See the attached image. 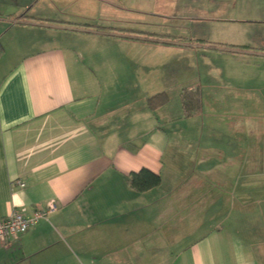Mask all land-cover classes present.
Returning a JSON list of instances; mask_svg holds the SVG:
<instances>
[{
	"label": "crops",
	"instance_id": "0c3cea01",
	"mask_svg": "<svg viewBox=\"0 0 264 264\" xmlns=\"http://www.w3.org/2000/svg\"><path fill=\"white\" fill-rule=\"evenodd\" d=\"M64 1L75 0H0V217L30 215L50 201L57 206L17 241L0 242V264H264V220L246 216L259 209H225L222 188H208L203 170L216 157L215 180L228 179L222 169L234 158L223 150L243 147L220 141L227 128L219 123L208 126L213 141L202 138L200 117L221 105L209 64L250 42L197 39L203 43L194 46L124 29L125 19L104 30L55 13ZM79 1L100 5L108 19L152 14L212 23L250 19L235 15L239 5L255 2ZM196 49L201 67L190 77L188 51ZM193 86L200 87L201 111L183 118L180 92ZM159 92L167 103L149 109L147 99ZM166 160L178 170L164 178ZM143 168L161 182L138 192L124 176ZM254 172L244 182L264 179V170ZM17 180L24 186L11 184ZM246 189L242 197L251 196ZM209 205L222 213L213 225Z\"/></svg>",
	"mask_w": 264,
	"mask_h": 264
},
{
	"label": "rangeland",
	"instance_id": "374dc122",
	"mask_svg": "<svg viewBox=\"0 0 264 264\" xmlns=\"http://www.w3.org/2000/svg\"><path fill=\"white\" fill-rule=\"evenodd\" d=\"M106 7L115 8L113 5ZM143 8L146 9L148 7L144 6ZM53 9L55 13L56 9L57 11L58 9L64 10L69 13L67 14L69 17L77 21L93 24L95 27L104 30L111 29L108 27L103 28L106 25H118L112 19H125L127 22H119L124 29L140 28L153 32L156 35L160 34V37L163 36L175 40L180 39L194 46H196V42L203 43L197 39L211 41H223L222 39H225V41H229L230 39L248 40L250 42L249 45H251L250 47L242 46L244 50L239 47L234 48L236 51L241 50L240 52H222L218 60L219 62H216L215 59H213L214 61L211 60L209 64L211 68L209 76L217 78L220 83L218 86V100L221 105H217L218 107L214 108V111L208 110L209 114L206 112L205 115L208 118L200 117L202 126H207L202 133L203 140L211 142L216 138V133H211L208 126L219 123L227 128L219 132L218 137L220 141L230 144L240 143L243 147L241 149L223 150L224 153L234 158L232 163H226L227 165L222 169V172L230 174L228 179L218 180V182L215 180V175H219V166L216 169L214 166H211V163L218 159L216 157H212L208 164H204L203 170L208 168L206 177L208 188H214L213 185L219 186V189L222 188V191H219V193L225 194L222 197L225 200V209L230 205H236V203L238 206L240 203L242 205L244 203L245 206L251 209H259L256 215L248 213L246 216L251 217V219L258 216L261 220H264V179L252 177L251 175L250 181L244 182V178L248 176V172L255 173L254 170H264V20H261L264 17V0H255L253 3L250 2L238 6L239 10H237L235 17H251L250 19L216 23L206 21L183 22L160 18L152 14H138L140 15L138 17L124 16L108 19L106 11H102L100 5L91 6L79 0L58 2V4L53 6ZM34 36H37V34L34 33ZM207 46L216 48V46L222 47L224 44L207 43ZM226 47L231 48V45H227ZM246 51L252 52L249 54ZM188 53H192L193 59L190 66L194 68V71L191 72L190 77H194L196 70L201 67L199 65L200 60L195 56L200 55L202 52L196 49L188 51ZM200 58L202 59V56ZM183 73L181 72L180 75L182 76ZM208 89L210 90V87ZM219 102L217 101L216 103L219 104ZM194 122L200 123V121ZM234 127H238L239 129L233 131ZM249 128L252 132L248 131ZM246 158L250 159V163L247 164L245 162ZM166 161L163 167L164 178L171 171L176 173L178 170V164L172 165ZM231 173L236 178H233ZM171 184L172 179L165 180L161 188L165 189L167 185ZM242 185H246V187H242ZM245 188L250 189L249 194L251 196H241ZM213 208L214 206L209 205V225L217 223L219 217H222V213L218 211L213 212ZM224 215L226 219H228V216L231 217L230 213H224ZM194 232L193 228V235Z\"/></svg>",
	"mask_w": 264,
	"mask_h": 264
},
{
	"label": "trees",
	"instance_id": "16d2710c",
	"mask_svg": "<svg viewBox=\"0 0 264 264\" xmlns=\"http://www.w3.org/2000/svg\"><path fill=\"white\" fill-rule=\"evenodd\" d=\"M180 105L182 117L188 118L198 115L201 111V92L199 86L186 87L180 92ZM165 92H159L147 99V106L151 110L167 103ZM126 183L138 192H142L158 186L161 182L160 175L146 168L136 172H130L124 176Z\"/></svg>",
	"mask_w": 264,
	"mask_h": 264
},
{
	"label": "built area",
	"instance_id": "2783aa9c",
	"mask_svg": "<svg viewBox=\"0 0 264 264\" xmlns=\"http://www.w3.org/2000/svg\"><path fill=\"white\" fill-rule=\"evenodd\" d=\"M14 183H17L20 187L24 186V183L19 180L13 181L11 184L14 185ZM56 208L55 202L50 201L45 207L35 209L30 215L13 210L8 215L0 217V242L6 244L10 241H17L33 225Z\"/></svg>",
	"mask_w": 264,
	"mask_h": 264
}]
</instances>
